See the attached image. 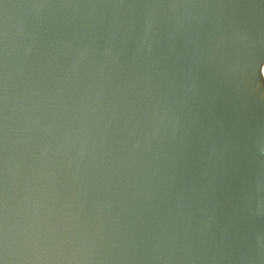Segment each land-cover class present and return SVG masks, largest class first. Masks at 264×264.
I'll return each mask as SVG.
<instances>
[{"label":"water","instance_id":"1","mask_svg":"<svg viewBox=\"0 0 264 264\" xmlns=\"http://www.w3.org/2000/svg\"><path fill=\"white\" fill-rule=\"evenodd\" d=\"M264 0H0L5 264H264Z\"/></svg>","mask_w":264,"mask_h":264},{"label":"snow or ice","instance_id":"2","mask_svg":"<svg viewBox=\"0 0 264 264\" xmlns=\"http://www.w3.org/2000/svg\"><path fill=\"white\" fill-rule=\"evenodd\" d=\"M261 149L264 150V144L261 145ZM0 264H5V259L0 257Z\"/></svg>","mask_w":264,"mask_h":264},{"label":"bare ground","instance_id":"3","mask_svg":"<svg viewBox=\"0 0 264 264\" xmlns=\"http://www.w3.org/2000/svg\"><path fill=\"white\" fill-rule=\"evenodd\" d=\"M262 76H263V80H264V64L262 65Z\"/></svg>","mask_w":264,"mask_h":264}]
</instances>
